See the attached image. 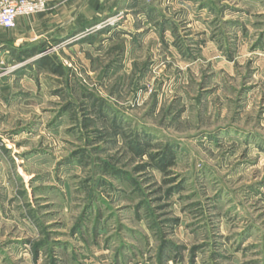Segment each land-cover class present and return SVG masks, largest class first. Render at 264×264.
Instances as JSON below:
<instances>
[{
	"label": "rangeland",
	"instance_id": "obj_1",
	"mask_svg": "<svg viewBox=\"0 0 264 264\" xmlns=\"http://www.w3.org/2000/svg\"><path fill=\"white\" fill-rule=\"evenodd\" d=\"M88 16L0 28V264H264V0Z\"/></svg>",
	"mask_w": 264,
	"mask_h": 264
},
{
	"label": "crops",
	"instance_id": "obj_2",
	"mask_svg": "<svg viewBox=\"0 0 264 264\" xmlns=\"http://www.w3.org/2000/svg\"><path fill=\"white\" fill-rule=\"evenodd\" d=\"M2 0H0L1 2ZM101 0H45L43 11L17 20L18 43L45 39L52 36L61 37L64 31L76 29L90 19L88 14ZM38 34V35H37Z\"/></svg>",
	"mask_w": 264,
	"mask_h": 264
},
{
	"label": "built area",
	"instance_id": "obj_3",
	"mask_svg": "<svg viewBox=\"0 0 264 264\" xmlns=\"http://www.w3.org/2000/svg\"><path fill=\"white\" fill-rule=\"evenodd\" d=\"M44 0H2L0 2V28L14 30L17 20L44 9Z\"/></svg>",
	"mask_w": 264,
	"mask_h": 264
}]
</instances>
